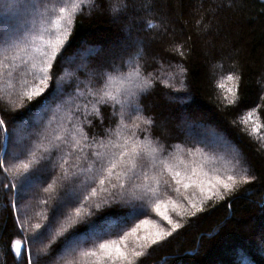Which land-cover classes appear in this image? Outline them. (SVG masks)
<instances>
[{
  "label": "snow or ice",
  "instance_id": "obj_1",
  "mask_svg": "<svg viewBox=\"0 0 264 264\" xmlns=\"http://www.w3.org/2000/svg\"><path fill=\"white\" fill-rule=\"evenodd\" d=\"M152 6L143 0L140 8L147 13ZM98 7L99 0H0V98L8 97L14 107L32 101L33 107L56 105L40 130L27 133L23 159L15 152L9 155L11 136L0 119L5 133L0 169L10 181H19L18 194L34 181L46 183L40 199L44 210L36 213L44 223L15 219L20 238L11 240L9 248L18 264H49L46 257L57 251L63 253V264H141L149 249L185 227L182 219L204 213L210 202L214 207L257 179L232 142L214 130L189 126L191 142L175 144L154 136L156 120L145 115L142 100L157 84H184V44L171 46L180 61L158 60L152 71L142 62L144 41L139 40L109 49L99 57L102 67L87 59L76 63L65 54L77 18ZM107 11L127 20L137 12V0H109ZM159 28L145 21L146 31ZM65 80L67 87H61ZM213 81L219 103L239 108V66H215ZM102 107L111 109L114 126L102 134L86 131V126L95 127L93 119L104 125ZM260 107L237 122L264 144ZM49 175L50 182L45 179ZM16 207L13 202L11 208ZM149 209L160 222L148 218ZM37 241L46 243L33 255L30 245Z\"/></svg>",
  "mask_w": 264,
  "mask_h": 264
},
{
  "label": "trees",
  "instance_id": "obj_2",
  "mask_svg": "<svg viewBox=\"0 0 264 264\" xmlns=\"http://www.w3.org/2000/svg\"><path fill=\"white\" fill-rule=\"evenodd\" d=\"M149 2L153 5L150 12L140 8L143 0H137V12L129 13V19L124 20L114 19L109 14V0H99L102 7L91 14L86 11L77 18L65 54L76 63H84L87 59L91 65L102 67L98 65L99 57L109 49L122 42L139 40L144 41L142 62L152 71L158 60L165 64L169 60L180 61V57L173 56L171 46L184 44L187 56L183 60L187 69L184 84L170 82L172 87L157 84L142 100L145 115L156 120L154 136L160 137L165 144H175L191 142L189 126L199 125L197 131L214 130L232 142L241 160L249 166V174L257 179L240 186L237 192L215 203L214 207L210 202L204 213L182 219L180 222L185 227L149 249L141 264H264V144L249 136L237 122L257 105L261 106L264 119V0ZM149 19L160 28L146 31L145 21ZM130 29L131 40L128 39ZM233 63L242 70L241 105L225 108L218 100L213 69L221 64L227 68ZM51 87L55 84L50 90ZM61 87H67V80L61 82ZM33 105L36 101L14 107L8 97L0 98V119L6 121L11 136L8 153L15 152L20 159L24 158L23 146L29 143L25 139L27 133L40 130L56 110L55 104ZM101 111L105 116L104 125L100 126L99 120L93 119L95 127L89 130L86 126V131L102 134L109 124L114 126L109 119L111 109L102 107ZM4 144L5 133L0 131V156L4 155ZM17 144L20 147H16ZM51 178L49 175L45 179L50 182ZM13 182L17 183L16 189L11 187ZM19 187V181H10L0 169V264H18L9 248L11 240L20 238L15 231L17 216L21 220L30 218L32 223H44L36 213L44 210L40 199L45 196L42 191L46 187L45 180L34 181L23 194H18ZM13 202L16 210L11 208ZM146 215L160 222L150 209ZM173 218L179 219L174 214ZM43 243L46 241L30 245L33 255ZM62 255L57 251L46 259L49 264H63Z\"/></svg>",
  "mask_w": 264,
  "mask_h": 264
},
{
  "label": "rangeland",
  "instance_id": "obj_3",
  "mask_svg": "<svg viewBox=\"0 0 264 264\" xmlns=\"http://www.w3.org/2000/svg\"><path fill=\"white\" fill-rule=\"evenodd\" d=\"M14 136H15V137H13V140L16 139L18 135L16 134V135H14ZM29 188H30V187L24 189L23 191H20V193L23 194V193L27 192V190H29Z\"/></svg>",
  "mask_w": 264,
  "mask_h": 264
}]
</instances>
